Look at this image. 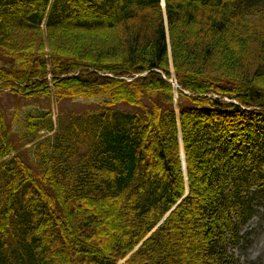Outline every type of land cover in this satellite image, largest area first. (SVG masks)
<instances>
[{"label":"trees","instance_id":"obj_1","mask_svg":"<svg viewBox=\"0 0 264 264\" xmlns=\"http://www.w3.org/2000/svg\"><path fill=\"white\" fill-rule=\"evenodd\" d=\"M6 90L97 107L58 128L29 114L13 141L0 106V264H246L235 251L264 220V0H0Z\"/></svg>","mask_w":264,"mask_h":264},{"label":"rangeland","instance_id":"obj_2","mask_svg":"<svg viewBox=\"0 0 264 264\" xmlns=\"http://www.w3.org/2000/svg\"><path fill=\"white\" fill-rule=\"evenodd\" d=\"M172 76H174V73ZM0 106L6 116L8 123L12 124L11 128L13 131V141H19L23 134L24 121L27 119L29 114L36 116L38 114H46L51 111L53 114L55 127L58 128L59 121H61L65 126L66 124L70 123L72 115L77 117L85 115V113L96 109L97 103L85 101H64L59 104L52 99H34L31 101H26L6 90L0 95ZM16 113L18 116L15 118ZM13 120L14 123H12ZM41 135L43 139L48 137L52 138V140L55 139L54 133L51 134L45 131L42 132ZM70 145L73 146V150L75 152L72 162H78L86 152V147L81 143H77L76 141H72V144ZM37 147V143H32L24 148L19 149L21 161L32 167L35 172H37L36 165L38 164L36 163L35 158V151L37 150ZM15 158L19 159L17 154L10 156L8 159ZM251 229L256 230V233L253 236L252 246L246 252L236 250V256L246 264H264V220H262V217L258 216L254 219V221L251 223Z\"/></svg>","mask_w":264,"mask_h":264},{"label":"water","instance_id":"obj_3","mask_svg":"<svg viewBox=\"0 0 264 264\" xmlns=\"http://www.w3.org/2000/svg\"><path fill=\"white\" fill-rule=\"evenodd\" d=\"M162 5L165 6V0H162ZM173 73H174V72H173ZM174 77H175V75H174ZM171 83H172L174 86H178V83L176 82L175 79L172 80ZM180 144H181V147H182V149H181L182 161H183L184 169H186L185 153H184V148H183V138H182V134H180ZM188 194H189V193H188ZM140 246H141V245H140ZM140 246H139V247H140ZM139 247H138V248H139ZM138 248H137V249H138ZM137 249H136V250H137Z\"/></svg>","mask_w":264,"mask_h":264},{"label":"bare ground","instance_id":"obj_4","mask_svg":"<svg viewBox=\"0 0 264 264\" xmlns=\"http://www.w3.org/2000/svg\"><path fill=\"white\" fill-rule=\"evenodd\" d=\"M173 78H174V76H173Z\"/></svg>","mask_w":264,"mask_h":264}]
</instances>
